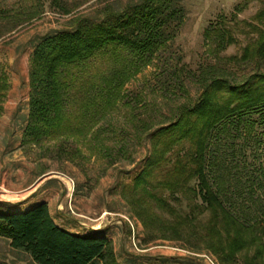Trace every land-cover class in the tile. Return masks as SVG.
I'll use <instances>...</instances> for the list:
<instances>
[{"label":"rangeland","instance_id":"rangeland-1","mask_svg":"<svg viewBox=\"0 0 264 264\" xmlns=\"http://www.w3.org/2000/svg\"><path fill=\"white\" fill-rule=\"evenodd\" d=\"M136 1L0 0V71L8 85L3 96L0 88V211L45 200L58 226L79 234L101 231L118 264H264L257 241L233 261L220 260L215 247L223 236L217 241L206 234L209 213L191 191L194 179L181 192H161L183 217L178 223L152 198L130 204L132 191H122L148 156L146 134L173 121L180 104L195 102L204 76L216 71L240 81L264 70V59L258 65L237 59L256 37L245 23L253 22L264 0L173 1L183 8L182 18L175 15L163 25L162 41L150 55L98 53L88 63L95 86L75 88V78L67 76L66 127L22 141L34 45L47 33L73 27L76 18L100 20ZM223 23L236 39L224 48L215 32ZM110 78L122 85L110 91ZM252 117L253 128L221 124L212 131L205 171L224 206L256 226L264 221V116ZM0 264L34 263L0 237Z\"/></svg>","mask_w":264,"mask_h":264},{"label":"trees","instance_id":"trees-1","mask_svg":"<svg viewBox=\"0 0 264 264\" xmlns=\"http://www.w3.org/2000/svg\"><path fill=\"white\" fill-rule=\"evenodd\" d=\"M173 1L137 0L103 19L76 18L73 27L43 35L34 45L29 61L30 90L23 143L37 141L66 127L70 115L65 90L69 86L67 76L75 78L70 82L75 88L95 86L88 63L98 53L111 56L116 49H124L139 57L150 55L162 41L163 25L175 15L182 18L183 8ZM251 18L253 22L245 24L256 37L242 47L237 59L258 65L264 59V7ZM217 30L219 47L236 42L230 26L223 23ZM109 80L110 91L122 85V82L115 84V78ZM7 87L5 73L0 71L2 96ZM200 87L195 102L180 104L173 121L146 134L150 142L148 156L122 191L127 196L132 191L134 198L128 199L130 204L152 198L156 206L173 212L178 223L177 218L181 222L183 217L161 192H181L194 179L191 191L209 213L205 232L217 241L223 236L215 250L222 262H231L237 251L251 241L258 243L256 253H263L264 221L256 226L247 225L224 206L205 171L207 146L218 125L245 123L253 128L252 115L264 116V70L256 69L240 81L214 71L203 77ZM0 237L11 248L25 252L34 264H118L106 237L59 227L43 201L22 210L0 211Z\"/></svg>","mask_w":264,"mask_h":264},{"label":"crops","instance_id":"crops-1","mask_svg":"<svg viewBox=\"0 0 264 264\" xmlns=\"http://www.w3.org/2000/svg\"><path fill=\"white\" fill-rule=\"evenodd\" d=\"M48 178H49V177H48ZM45 180H47V177L43 179V181H45ZM42 201L44 202L45 200H42ZM59 227H61V226H59ZM62 228H63V227H62ZM64 229L67 230V231H69L68 228H65V227H64ZM101 233H102L101 231H94V232L92 231V232L89 233V234H98V235H101ZM86 234H87V233H86ZM87 235H88V234H87ZM101 236H103V235H101Z\"/></svg>","mask_w":264,"mask_h":264}]
</instances>
